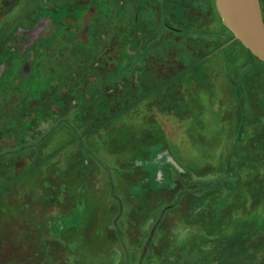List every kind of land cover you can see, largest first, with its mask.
<instances>
[{
	"label": "rangeland",
	"instance_id": "374dc122",
	"mask_svg": "<svg viewBox=\"0 0 264 264\" xmlns=\"http://www.w3.org/2000/svg\"><path fill=\"white\" fill-rule=\"evenodd\" d=\"M0 264H264V64L215 0H0Z\"/></svg>",
	"mask_w": 264,
	"mask_h": 264
},
{
	"label": "water",
	"instance_id": "95a60500",
	"mask_svg": "<svg viewBox=\"0 0 264 264\" xmlns=\"http://www.w3.org/2000/svg\"><path fill=\"white\" fill-rule=\"evenodd\" d=\"M215 4L234 37L264 63V21L259 0H215Z\"/></svg>",
	"mask_w": 264,
	"mask_h": 264
},
{
	"label": "trees",
	"instance_id": "16d2710c",
	"mask_svg": "<svg viewBox=\"0 0 264 264\" xmlns=\"http://www.w3.org/2000/svg\"><path fill=\"white\" fill-rule=\"evenodd\" d=\"M259 2H260V6H261V11H262V17H263V21H264V0H259ZM250 52V51H249ZM253 56V55H252ZM253 57H255V56H253ZM256 58V57H255ZM259 60V59H258ZM259 62H261L260 60H259ZM261 63H263V62H261ZM264 64V63H263Z\"/></svg>",
	"mask_w": 264,
	"mask_h": 264
},
{
	"label": "flooded vegetation",
	"instance_id": "af4514ba",
	"mask_svg": "<svg viewBox=\"0 0 264 264\" xmlns=\"http://www.w3.org/2000/svg\"><path fill=\"white\" fill-rule=\"evenodd\" d=\"M261 7V6H260ZM262 12V11H261Z\"/></svg>",
	"mask_w": 264,
	"mask_h": 264
}]
</instances>
